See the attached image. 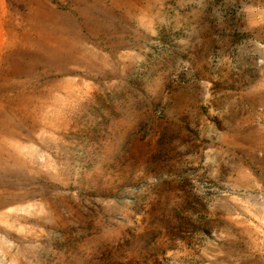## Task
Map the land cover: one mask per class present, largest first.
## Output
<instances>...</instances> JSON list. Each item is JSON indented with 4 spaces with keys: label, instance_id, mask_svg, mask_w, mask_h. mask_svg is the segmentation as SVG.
Here are the masks:
<instances>
[{
    "label": "rangeland",
    "instance_id": "obj_1",
    "mask_svg": "<svg viewBox=\"0 0 264 264\" xmlns=\"http://www.w3.org/2000/svg\"><path fill=\"white\" fill-rule=\"evenodd\" d=\"M0 264H264V0H0Z\"/></svg>",
    "mask_w": 264,
    "mask_h": 264
}]
</instances>
